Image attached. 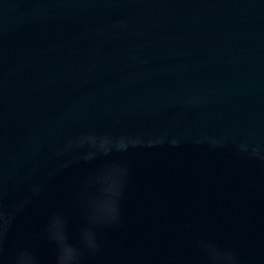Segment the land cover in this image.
Wrapping results in <instances>:
<instances>
[{
	"label": "water",
	"instance_id": "obj_1",
	"mask_svg": "<svg viewBox=\"0 0 264 264\" xmlns=\"http://www.w3.org/2000/svg\"><path fill=\"white\" fill-rule=\"evenodd\" d=\"M0 264H264V0H0Z\"/></svg>",
	"mask_w": 264,
	"mask_h": 264
},
{
	"label": "clouds",
	"instance_id": "obj_2",
	"mask_svg": "<svg viewBox=\"0 0 264 264\" xmlns=\"http://www.w3.org/2000/svg\"><path fill=\"white\" fill-rule=\"evenodd\" d=\"M3 215V213L2 212H0V216H2Z\"/></svg>",
	"mask_w": 264,
	"mask_h": 264
}]
</instances>
